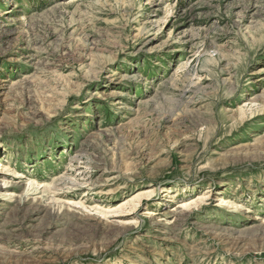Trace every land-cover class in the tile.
<instances>
[{
	"label": "rangeland",
	"instance_id": "1",
	"mask_svg": "<svg viewBox=\"0 0 264 264\" xmlns=\"http://www.w3.org/2000/svg\"><path fill=\"white\" fill-rule=\"evenodd\" d=\"M0 187V264H264V0H0Z\"/></svg>",
	"mask_w": 264,
	"mask_h": 264
},
{
	"label": "bare ground",
	"instance_id": "2",
	"mask_svg": "<svg viewBox=\"0 0 264 264\" xmlns=\"http://www.w3.org/2000/svg\"><path fill=\"white\" fill-rule=\"evenodd\" d=\"M3 188L2 187H0V190H2ZM257 221V220H256Z\"/></svg>",
	"mask_w": 264,
	"mask_h": 264
}]
</instances>
